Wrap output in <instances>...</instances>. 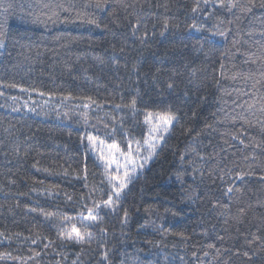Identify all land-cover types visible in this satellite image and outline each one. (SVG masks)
<instances>
[{"label": "trees", "instance_id": "trees-1", "mask_svg": "<svg viewBox=\"0 0 264 264\" xmlns=\"http://www.w3.org/2000/svg\"><path fill=\"white\" fill-rule=\"evenodd\" d=\"M256 2L242 12L248 0L231 11L219 0H107L103 9L0 0V253L11 256L0 264H264V7ZM46 3L73 5L57 9L69 22L48 21ZM89 97L96 103L85 108ZM133 99L135 112L124 106ZM169 110L178 122L116 210L101 205L98 224L64 220L111 192L99 153L82 138L114 140L125 152L139 141L140 163L148 113ZM238 114L254 126L233 123ZM71 224L87 225L91 245L57 235Z\"/></svg>", "mask_w": 264, "mask_h": 264}, {"label": "snow or ice", "instance_id": "snow-or-ice-1", "mask_svg": "<svg viewBox=\"0 0 264 264\" xmlns=\"http://www.w3.org/2000/svg\"><path fill=\"white\" fill-rule=\"evenodd\" d=\"M210 0H204L205 4H208ZM107 4V0H89V4L87 6H94L97 9H103ZM126 6V5H125ZM238 6V0H227L225 3V0H219V7H226L229 11L232 9L237 8ZM257 6L256 0H248L247 5H241L240 10L242 12H251L252 8ZM260 7H264V0H260ZM44 8H48L50 11L47 16L48 21L52 22H57L60 20L63 23H68L70 18H63L61 19L60 17V11L62 10L64 12H71L73 10V5H69L68 7H65L63 3H57L55 5L51 4H44ZM196 9H193L195 11ZM80 13H76V18L80 17ZM39 20V17L36 18ZM88 23L96 24L95 19H89L87 21ZM97 26H99L97 24ZM137 27H139V23L137 24ZM195 27V25H193ZM168 28V23L167 21L164 22V30H167ZM3 25H0V48L5 47V39L7 36V33L2 30ZM136 29H133V35H135ZM224 36L226 35L225 32L220 31L218 33H214ZM264 75V74H262ZM249 77H245L247 79ZM233 79H236V77H233ZM8 87H17V85L12 84V85H7ZM169 88L172 87L171 84L168 85ZM21 91L27 92L28 89L22 88L20 89ZM248 94V93H245ZM3 93L0 92V96H2ZM39 95L44 96L46 93L44 92H39ZM254 95V93H253ZM15 99V97H13ZM63 99L70 100L72 97L66 96ZM88 100L90 103H86L83 106L85 108L90 107L91 103H96L95 101L91 100L89 97ZM125 107H129L133 112L136 110V101L133 99L129 105H124ZM117 107H121V105H117ZM242 107V106H241ZM255 107V103H252L249 105V109L251 110L252 108ZM30 111L32 109H29ZM13 111H18V109H13ZM261 113H264V107H261L259 109ZM255 113H253L254 115ZM153 116L152 113H148V117L146 120L151 119ZM86 119V117H85ZM232 122L235 123L237 119L242 121L244 124H247L249 126H254V122L247 119L244 115L238 114L237 116L231 117ZM174 122H178V115L172 111H167L165 113H156V122L152 124L150 128V136H149V141L147 143V149H144L147 154L144 156L143 161L140 163L136 162V158L133 157V152L137 154V157L142 151V147L140 145L139 141H136V147L133 149V144L132 142H127V152H125L123 149L120 148L119 144L116 143L114 140L110 144H105V140L94 135H87L86 137H83L82 139H86L88 144L92 146L93 148H96V151L99 153L98 158L103 161V167H104V175L107 179L108 184L111 186V192L106 200H103L102 202H97L93 201V207H88L87 204L84 205V208L87 209V215H85L83 212L80 213L79 217H63L64 220L66 221H72L73 219L79 220L81 223L84 221H90L93 224H98L101 220L102 217L100 216L99 210L101 208V205L103 207H106L110 209L111 211H115L116 208L119 205V198L121 196V193L128 187V185L132 182V179L134 178V174L137 171V168H143L149 160L152 159L153 156L156 155V148L158 147L159 143L163 142L164 136L168 134L172 124ZM260 126H261V131L264 132V120L259 121ZM211 127V125H209ZM190 131V129H189ZM243 131V130H242ZM115 133V129H112V134ZM246 135V133H245ZM233 139H236L234 136ZM241 144H244L243 140H240ZM99 145L97 148L96 146ZM248 145H246L247 147ZM255 147L259 148L260 145L256 144ZM255 158V157H253ZM113 165H115V169H113ZM125 165H128L127 167ZM124 167V171L121 174L120 169ZM43 171H48V169H42ZM64 175H68V172L65 170L63 173ZM240 179L244 178V173H238L237 174ZM80 178V177H78ZM83 179L87 180V167L83 169ZM179 178V177H178ZM261 179H264V177H261ZM113 181H116L115 183ZM104 181H101L103 183ZM87 186V184L85 185ZM94 190V189H93ZM232 188H228V192H231ZM115 197V199H113ZM71 199V197H68ZM46 218H50L52 213H47L45 214ZM124 217L125 219L127 218V212H124ZM101 232L106 233V229L103 227L100 228ZM3 233H0V236H3ZM57 235L62 239V240H67L76 244L84 245L88 244L91 245L94 236L93 233L88 230L87 225L81 231V229L77 228L75 224H71L70 230L67 231H60L57 233ZM45 239H47L45 237ZM49 243H53L52 241H49ZM48 245H45L47 247ZM246 255V253H245ZM5 258H11L9 253H0V260L5 259ZM107 253L104 254V259L107 260Z\"/></svg>", "mask_w": 264, "mask_h": 264}, {"label": "rangeland", "instance_id": "rangeland-1", "mask_svg": "<svg viewBox=\"0 0 264 264\" xmlns=\"http://www.w3.org/2000/svg\"><path fill=\"white\" fill-rule=\"evenodd\" d=\"M150 122H151V126H152V124L156 122V116H152V118L150 119ZM172 125H173V124H172ZM171 127H172V126H171ZM170 130H171V128H170ZM170 130H169L168 134L170 133ZM168 134L164 136V140H165V138L168 136ZM164 140H163V141H164ZM161 143H162V142H161ZM159 144H160V143H159Z\"/></svg>", "mask_w": 264, "mask_h": 264}]
</instances>
